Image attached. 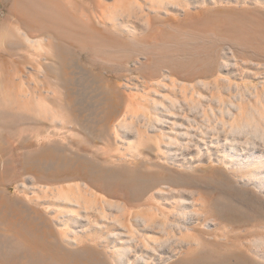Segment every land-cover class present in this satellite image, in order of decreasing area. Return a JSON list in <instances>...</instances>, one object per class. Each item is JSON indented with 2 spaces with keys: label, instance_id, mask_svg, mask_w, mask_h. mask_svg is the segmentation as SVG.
Instances as JSON below:
<instances>
[{
  "label": "rangeland",
  "instance_id": "1",
  "mask_svg": "<svg viewBox=\"0 0 264 264\" xmlns=\"http://www.w3.org/2000/svg\"><path fill=\"white\" fill-rule=\"evenodd\" d=\"M257 131L264 0H0V264H264Z\"/></svg>",
  "mask_w": 264,
  "mask_h": 264
},
{
  "label": "bare ground",
  "instance_id": "2",
  "mask_svg": "<svg viewBox=\"0 0 264 264\" xmlns=\"http://www.w3.org/2000/svg\"><path fill=\"white\" fill-rule=\"evenodd\" d=\"M243 128L244 127H242V129ZM235 133H236V131H235ZM255 134L257 135L256 137H259V139H260L258 142L254 141L252 139V142H249V141L246 142L245 141V143H243L244 144L243 145L239 141H234V142H232V141H226L223 146H225L226 147V150H227L226 154L228 155L227 157H229L227 159L229 161H232L233 160V164L235 166V169L237 170V172L240 173V175H242V178L240 180L243 181V182H247V183L251 181V182L255 183V186H260L261 184H264V132L257 131L256 133H253L252 136L254 135V137H255ZM182 135L183 134L181 133V136ZM167 146H168V144H167ZM250 174H251V177L252 178L250 176H248ZM221 211H223V214H222L221 217H224V219L225 218L229 219L228 217H230L232 215L229 212H232V213L235 212L234 209H232V207H229L226 204H222L221 205ZM126 214H125V216H126ZM131 214H133V213H131ZM129 216H131L130 213H129ZM227 221H229V220H227ZM121 229H123V227ZM126 233H128V232H126ZM159 244H160V242H159ZM164 245H167V243H164L163 245H160L159 248L161 247V249H163L162 247H164ZM169 250H170V248H169ZM154 251L156 252L155 249H154ZM126 252H127V250H126ZM169 253L171 254V252H169ZM135 258H137V257H135ZM136 260H138V259H136ZM144 263L146 264L147 262H144Z\"/></svg>",
  "mask_w": 264,
  "mask_h": 264
}]
</instances>
